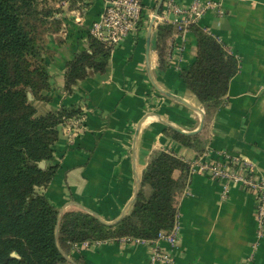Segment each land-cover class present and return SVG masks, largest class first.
Wrapping results in <instances>:
<instances>
[{"label": "crops", "instance_id": "1", "mask_svg": "<svg viewBox=\"0 0 264 264\" xmlns=\"http://www.w3.org/2000/svg\"><path fill=\"white\" fill-rule=\"evenodd\" d=\"M174 1L188 8L195 0ZM211 1L220 2L225 13L209 10L197 24L238 57L240 68L213 119L202 155L167 136L171 127L165 124L168 121L184 131L200 126L202 114L196 108L204 111L203 106L181 77V69L196 59L195 34L177 31L175 26L161 65L159 24L152 27L159 0H143L139 29L112 50L105 70L88 69L87 77L68 90L67 65L89 50L91 27L101 18L107 0H93L88 7L72 10L64 3V12L57 15L63 28L47 38L51 87L43 93L49 100L33 101L38 116L65 107L78 110L68 122L75 128L64 132L61 126L53 160L46 162L57 166V171L42 192L57 207L65 212L80 204L106 221L116 219L132 200L152 153L159 149L189 164L221 160L224 152L242 154L264 180V0ZM162 8L165 13V1L160 15ZM168 18L181 19L173 12ZM178 224L177 264H264V232L259 238L255 195L240 184H232L225 195L219 180L191 173ZM154 245L170 249L164 241L153 244L130 238L80 243L68 255L70 260L60 264H149Z\"/></svg>", "mask_w": 264, "mask_h": 264}, {"label": "trees", "instance_id": "2", "mask_svg": "<svg viewBox=\"0 0 264 264\" xmlns=\"http://www.w3.org/2000/svg\"><path fill=\"white\" fill-rule=\"evenodd\" d=\"M93 0H0V264H60L66 261L60 248L70 255L76 245L130 238L154 241L171 232L179 216L181 198L191 176L190 164L181 157L155 150L142 173L138 197L129 212L115 225H107L88 211L73 206L56 226L60 208L38 188H47L57 166H45L54 157L61 126L78 110L63 108L38 116L29 99L49 100L47 38L63 28L57 17L69 10L88 7ZM163 13V8L161 10ZM176 23L158 25L161 65L166 42ZM185 29V28H183ZM197 38L196 59L181 69L187 90L202 104L205 125L196 135L173 128L167 136L202 155L206 152L211 124L224 106L231 80L240 60L225 45L197 23L187 27ZM112 47L90 31V48L78 53L67 65L66 88L88 75V69L104 71ZM60 247V248H59ZM16 252L18 256H13Z\"/></svg>", "mask_w": 264, "mask_h": 264}, {"label": "built area", "instance_id": "3", "mask_svg": "<svg viewBox=\"0 0 264 264\" xmlns=\"http://www.w3.org/2000/svg\"><path fill=\"white\" fill-rule=\"evenodd\" d=\"M209 10H215L218 15L225 13L222 4L217 1L195 0L186 8L175 3L174 0H165L166 12L156 17V23L171 22L168 16L173 12L181 17V19L173 22L176 23L177 31H187L190 24L198 23L199 19ZM143 16V0H107L101 18L93 23L90 31L92 35L114 49L128 34L139 29ZM72 123L64 125V132H69L72 129L74 125ZM190 167L192 174H204L208 178L222 182L225 195L229 192L232 184H240L252 191L255 195L260 226L258 234L261 238L264 232V180L257 176L255 164L242 154L224 152L221 160H198L191 162ZM179 231L180 226L177 221L171 232L160 233L158 239L154 241L141 240L153 244L161 241L169 244V250L154 245L151 250L149 264H177L174 250L179 247ZM84 244L88 245L90 243L84 242Z\"/></svg>", "mask_w": 264, "mask_h": 264}, {"label": "water", "instance_id": "4", "mask_svg": "<svg viewBox=\"0 0 264 264\" xmlns=\"http://www.w3.org/2000/svg\"><path fill=\"white\" fill-rule=\"evenodd\" d=\"M164 1H165V0H159V2H158V5H157V7H156V10H155V12H154V16H153V19H152V27L155 25L156 17L159 15L160 9H161V7L163 6ZM165 94L168 95V96L171 97V98H174V99H176V100L182 102L183 104H185V105H187V106H189V107H191V108H196V107L192 106L191 104H189L188 102H186L185 100H183V99H181V98H178V97H176V96H174V95H172V94H170V93H168V92H165ZM28 96H29V99H30L31 101L34 100V95H33V92H32L31 90H29V92H28ZM196 109H198V110L201 112V114H202V120H201L200 126H199V128H198L197 130H194V131H184V130L178 128L177 126L173 125L172 123L168 122V121H165V124H167L169 127L175 129L176 131H178V132H180V133H184V134H188V135H196V134H198L199 132H201V131L203 130V127H204V125H205V112H204L202 109H200V108H196ZM40 166H41L42 168H44V167L46 166V162H45V161H42V162L40 163ZM140 188H141V178L139 177V178H138V182H137V186H136V190H135V193H134V196H133L132 200H131V201L129 202V204L126 206V208H125V210L122 212V214H121L119 217H117L116 219L112 220V221H106V220H104V219H103V218H102L97 212H95V211H93V210H90L89 208H87V207H85V206H83V205L78 204V206H79L80 208H82V209L88 211L89 213L93 214L94 216H96V217H97L100 221H102L103 223H105V224H107V225H115L116 223H118V222H119V221H120V220H121V219H122V218L128 213L129 209L132 207V205L134 204L136 198H137L138 195H139ZM74 204H75V203H74ZM64 209H65V208L60 209V212H59V215H58V224H57V226H56V237H57V243H58V233H59V222H60L61 217H62V215H63V213H64ZM58 245H59V243H58ZM59 248H60V247H59ZM60 250H61L62 254L65 256V258H66L67 260H70V257H69L68 255H66V254L63 252V250H62L61 248H60ZM12 255H13V256H18L16 252H13Z\"/></svg>", "mask_w": 264, "mask_h": 264}, {"label": "rangeland", "instance_id": "5", "mask_svg": "<svg viewBox=\"0 0 264 264\" xmlns=\"http://www.w3.org/2000/svg\"><path fill=\"white\" fill-rule=\"evenodd\" d=\"M63 4H64V3H63ZM34 100H35V99H34ZM34 100H33V101H34ZM42 189H43V188H38V190H39L40 192H42Z\"/></svg>", "mask_w": 264, "mask_h": 264}]
</instances>
